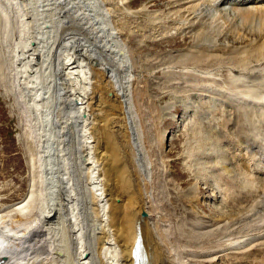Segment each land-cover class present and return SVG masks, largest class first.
<instances>
[{
  "label": "bare ground",
  "instance_id": "6f19581e",
  "mask_svg": "<svg viewBox=\"0 0 264 264\" xmlns=\"http://www.w3.org/2000/svg\"><path fill=\"white\" fill-rule=\"evenodd\" d=\"M207 2L211 8L216 7L215 11L224 8L233 13L223 16L231 22V28L235 24L255 34L247 46L218 53L216 39L198 32L189 52L194 55H187V63L193 66L187 67L190 75L221 80V89L209 88L218 94L213 105L219 106L224 116L229 113L236 123L232 129L218 130L222 132L217 135L219 143L225 144L226 149L216 152L217 161L224 170L227 196L233 198L234 190L241 186L251 204L233 207L234 219H219L217 225L208 226L206 238L217 231L222 234L219 242L224 243L258 221L264 227V154L260 149L264 145V2L187 0L191 4L188 7L194 10L191 16L187 15L189 23L204 17ZM106 6L104 0H0V59L5 63L4 70L0 68V86H8L5 92L10 91L9 86L14 89L26 122L28 119L34 125L33 130L29 129L38 142L35 166L39 169L32 176L26 198L0 209V259H7L2 264H134L132 248L140 226V221H135L139 220L136 217L141 207L137 212V199L132 194L135 189L125 170L119 177L114 176L115 180L111 176L108 179L107 160H102L100 152L112 151L111 148L113 153L119 152L111 147L112 140H99V126L93 120L98 114L95 107L108 100L110 91L114 93V102L119 101L124 108L127 120L126 124L121 120L123 128L118 129L124 136L130 133V142L132 138L131 144L138 153L136 161L143 169L141 172L136 167L141 173L138 176L135 172L139 189L149 184L152 173L143 154L144 140L132 100L133 84L140 74ZM203 38L212 42L202 41ZM109 180L115 181L116 189L112 190V185L109 188ZM117 188L123 192H117ZM149 195L145 194L146 199ZM217 211L227 215V211ZM152 222L147 223L148 228ZM142 229L148 245L146 251L154 254L153 264H166V259L184 264L172 259L166 250L167 256L161 254L165 243L156 248L148 232ZM243 244L238 240L231 246Z\"/></svg>",
  "mask_w": 264,
  "mask_h": 264
},
{
  "label": "rangeland",
  "instance_id": "374dc122",
  "mask_svg": "<svg viewBox=\"0 0 264 264\" xmlns=\"http://www.w3.org/2000/svg\"><path fill=\"white\" fill-rule=\"evenodd\" d=\"M104 1L107 3L106 8H110L111 21H113L116 31L119 32V38L120 40L122 38V42L126 44L128 50L130 49L133 66L140 74L137 82L133 84L132 100L137 120L140 121L138 123L141 129V140H144L142 142L143 154L151 166L152 177L149 184L145 183L146 186L141 185V189L138 188V176L141 173L136 169L139 167L141 172L143 169L136 161L138 153L135 151L134 145L131 144L132 138L130 142V133L124 136L121 129H118L123 128L121 120H124L125 124L127 120L125 112H122L124 108L119 104V101L114 102L115 96L112 91L109 92L107 101L104 100V103H100V107H95V112L98 114H95L93 120H96L95 126H99L96 128V134L101 135L99 140L103 141L102 143L112 140V143L109 141L111 147L115 146L119 152V154L113 153V148H111L112 151L106 153L100 152L102 160H107L110 169L106 168L105 172L108 174V179L112 177L111 180L113 181V178L115 180V177H119L118 174L125 170L131 187L133 190L135 189L132 194L137 199V205L135 204L137 212L140 209L138 207H141V213H138L136 217L139 220H136L135 224L140 221L137 225L143 228L144 233L148 232L150 240L153 241L156 248L165 243V248L163 245L160 250L161 254L167 256L166 253L169 252L172 259L177 258L184 264H264V251L250 252L222 260L219 258L217 262L211 257L192 256L190 260L187 259L186 263L181 254L185 248H195L211 249L214 251V255L211 251V256H215L221 252L215 247L223 244V242H219L222 234L217 231L210 238H206L208 229L194 233V230L188 225L194 221L191 217L193 215L188 214V210H195L202 214L201 219L209 216L208 218L212 219L211 222H208L209 225H217L219 219L227 221L236 217V211L233 213L227 211V215L222 216L224 214L221 211L218 212L217 209L210 208L204 202L201 203L200 198L202 197L197 194L198 192L204 193L206 186L197 174L199 166H196L195 158L204 153V155H210L211 164L219 166L216 152H220L222 149L219 145H217L218 148H212L210 142L214 140V135L209 134L208 136L197 132L193 114L196 109L204 107L205 100H211L216 95L209 88L219 87L218 89H220L221 85L216 80H207L200 76L201 79L199 76L190 75L187 67L193 66L187 63V55H194L189 52L193 49L192 47L197 41L195 37L199 34L215 38L214 45L220 49L218 53L225 49V51H231L234 49L233 47L247 46L253 41L255 34L253 35L247 28L235 24L233 25L235 29L231 28V22H228L227 18H223L226 15L225 12L215 11L210 6H208L209 10L204 9L206 11H204V17L201 16V20L189 23L194 10L188 7L191 4H187V0ZM206 40L212 42V39ZM206 40L202 39V41ZM1 44L0 42V56L3 53ZM0 65L2 68L5 63L1 60ZM2 70L4 69L2 68ZM3 75L6 78V74ZM6 80L8 79L6 78ZM6 87L8 86L5 88L0 86V207L24 200L32 185L33 174L39 172L38 165L35 166L38 159V142L36 143L32 131L34 125L32 126L28 119L26 122L25 114L17 102L14 89L12 90V87L9 86L10 91L5 92ZM100 91L103 90L100 89ZM186 105L187 117L190 118V122L192 118L194 120L187 128L181 127L182 122H180L186 118ZM174 117H177V120H173ZM204 121L213 128L218 137L222 133L223 127L232 129L236 125L235 119L230 118L229 113L226 112V116H224L221 108L215 107L213 103L207 114L204 115ZM214 123H217V126ZM219 141L221 140L218 138ZM216 144L218 143L216 142ZM209 149L213 151H209ZM111 156H115V158ZM135 172L139 173L138 176ZM111 180L108 181V186L110 188L112 185L111 189H114L117 186L115 181ZM117 189V192H123L121 188ZM145 194H150V198L146 199ZM114 203L112 202V204ZM141 204L145 205L142 207ZM144 207L149 212L146 213L142 209ZM147 216L151 218L147 220ZM213 219L217 220L215 224L212 222ZM150 220L153 222L148 228L147 223L151 224ZM159 221L162 224H169L167 229H160V227H166L158 225ZM198 229L203 230L204 228L200 226ZM115 232L120 233L118 229H115ZM143 237L146 246L145 235ZM175 254L177 256H174ZM152 256L154 257V254ZM170 262L173 264L172 261Z\"/></svg>",
  "mask_w": 264,
  "mask_h": 264
}]
</instances>
